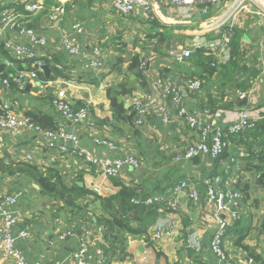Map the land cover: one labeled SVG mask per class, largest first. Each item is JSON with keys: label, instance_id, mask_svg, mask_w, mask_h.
Returning a JSON list of instances; mask_svg holds the SVG:
<instances>
[{"label": "crops", "instance_id": "0c3cea01", "mask_svg": "<svg viewBox=\"0 0 264 264\" xmlns=\"http://www.w3.org/2000/svg\"><path fill=\"white\" fill-rule=\"evenodd\" d=\"M24 1L5 0V4L18 8L16 4ZM29 1L42 2L45 5V9L26 15L24 20L27 24L32 23L37 33L46 36L48 40L47 46L41 50V55L46 62L50 61L48 65L50 77L57 76L56 80L67 81L69 84L67 93L73 106H88L95 121L97 133L90 131L87 124L70 127L77 129L79 146L99 156L115 157L126 150L132 151L140 159L141 166L126 169L120 177L105 179L100 169L92 167L86 170L83 161L72 150L61 153L57 148L51 149L45 146L36 148L40 140L45 142L46 139L43 136L37 139L33 131L5 134L9 149L4 156H0V197L24 190V196L18 204L20 222L14 228V232L17 235L19 230L27 229L31 234L17 241V245L26 257L31 261L40 260L45 264H73L71 255L80 246L79 238L86 234L88 228H94L95 225L92 224H99L101 220L98 219L109 217L112 212L110 204L106 203V198L118 190L115 184L122 182L127 186L137 188L143 195L151 196L170 192L179 181L188 180L195 176L196 171H200L203 175L220 178L235 173L243 181L242 185H249L248 195L243 192L249 214L244 221L236 222L239 225L234 223L229 226L224 245L230 256L239 253V250L243 248L240 245L246 246L247 250L243 249L257 256L259 264H264V225L261 223V212L264 210V183L260 182L259 173L249 170L247 163L249 161L256 163L258 159L249 153L247 143L239 142V136H230L229 162H225L223 158L215 162L205 156L195 160L176 162L175 155L196 140L199 131L189 127L185 119L179 115L178 105L170 97L165 98L153 77L162 76L180 85L181 105L190 113L203 116V121L212 122L215 128L226 127L242 110L260 109L263 111L264 17L244 9L239 11V22L235 31L238 30L242 34L241 39L237 44H232L237 39L235 32L234 41L232 40L230 44L229 58L226 62H220L214 67L217 71L210 80L201 78L203 81L201 91H191L181 82L184 75L201 76L199 69H192L191 65L193 54L197 50L194 42L197 27L203 24L199 23L203 13L193 17L186 16L177 8H168L169 6L166 5L168 2L164 1L166 4L163 5L158 0H145L149 2V10L141 6L127 15L116 12L111 0H54L49 1L48 4L46 0ZM231 2L232 0H223L217 5H212L209 12L211 15H217L223 12ZM60 3L66 5L67 11L64 20L58 26L50 19V8ZM198 10L199 7L193 8L192 13ZM76 24L84 26L82 33L75 31ZM209 35H215V32ZM66 36L77 39L81 46V55H71L62 50V41ZM11 37H13L12 33L0 28V43L3 46L5 40ZM169 44L170 48L177 46L192 48V56L187 58V61H175L169 56L168 51H164ZM94 45L102 48L105 68L98 71H85L82 69V61L87 60ZM238 48L240 52L237 51L233 56V49ZM136 57L139 61H147L146 71H142L143 75H136L129 69ZM12 59L14 55L10 50L6 47L0 49V63L6 64L4 72L15 75L21 69L31 68L29 60L11 64ZM221 65H227L231 71L229 76L232 80H227L226 85H222L225 79H222L220 75ZM2 73L0 72V76ZM132 74L136 75L135 85L131 87L134 90L131 93H117L118 101L124 103L125 108H128L126 103H129L131 107L135 98L143 102L149 99H155L157 103L166 101L171 116L169 123L163 122L158 112L145 116V123L141 126H138L135 121L133 123L113 122L111 100L107 95V90L109 88L119 90L124 82L128 85ZM234 81H247L248 88L232 91ZM44 83L45 80L42 84L27 80L22 90L15 84L10 87L9 96L13 98V105L17 111L25 114L30 112L49 115L54 118V123H58L60 116L52 104V96L55 86L59 84L46 87ZM226 86L228 89H225ZM223 94L225 98L221 99ZM211 98H220L217 106L231 100L236 103L229 109L211 110L205 105ZM207 107L211 115L206 116L203 109ZM216 112H221V116L214 117ZM94 136L114 141L118 149L95 143ZM65 144L72 147L69 140ZM256 148L257 146L253 149ZM26 153L31 155L32 161L28 162L23 159ZM147 154H152V158L150 159ZM28 163L35 166L38 173L36 169L23 165ZM51 168L58 170L67 185L78 178L85 180L81 182L83 183L81 186L86 184L91 188L93 183L101 184L104 190L96 193L102 198L86 195L84 197L92 199L93 206L87 202L85 203L89 206L87 211L72 213L63 207V203L59 202L57 196L54 197L52 194H45L41 191L38 174L46 175ZM51 181L58 182V179L51 177ZM197 188L199 198L196 201L189 199L188 190L179 192L177 213L169 209H158L157 218L149 226L148 233L143 234L146 241L142 242L135 235L121 232L125 240L123 242L124 253L121 257L116 249L105 248L108 245L104 234L87 235L86 240L89 241L90 251L95 252L98 246L102 248L105 246L104 253L108 256L106 264H202V257L208 258L210 264H217L218 258L209 252L210 238L217 226L213 219L215 206H210L206 201L204 185L198 183ZM98 205L101 206L103 217L90 214V212L99 210ZM168 217L178 219L173 235L153 240L150 232L157 223ZM68 230H72L74 234H68ZM192 231L197 232L202 243V254L187 248L184 244L186 236ZM58 232L67 235L63 240H59ZM102 238L104 241H101ZM144 249L147 251V259L142 261L141 253ZM91 260L96 263L94 257ZM0 264L16 263L10 259H3L0 252Z\"/></svg>", "mask_w": 264, "mask_h": 264}, {"label": "built area", "instance_id": "2783aa9c", "mask_svg": "<svg viewBox=\"0 0 264 264\" xmlns=\"http://www.w3.org/2000/svg\"><path fill=\"white\" fill-rule=\"evenodd\" d=\"M159 3L165 5L168 2L169 7L177 8L182 14L192 17L198 16L199 13H208L212 5H217L223 0H158ZM166 1V2H164ZM0 28L3 31H8L13 34V37L7 38L4 42V47L10 50L14 59L11 64L23 60L31 62V68L21 69L17 74L10 76H0V156H4L8 152V147L5 140L7 133H25L27 131L35 132L37 139L39 136L45 138V142H38L39 146L49 148H57L61 153L72 152L77 154L86 166V170L92 167L102 170L105 179L120 177L128 168H138L141 166L140 159L132 151H125L118 156H99L91 150L79 146V137L77 129L70 127L87 124L88 129L93 133H97L96 124L91 117L90 108L88 106H80L74 108L71 99L67 95L68 82L65 80H51L50 78L43 79L45 75V65H48L41 55V50L47 46L48 40L46 36L37 33L32 27H28L24 17L35 11L45 9L42 2H30L25 0L24 10L21 11L17 7H10L5 4V0H0ZM114 10L120 14L127 15L137 7L144 6L150 9L148 1L145 0H111ZM199 7V10L192 13L193 8ZM247 10L250 13H258L264 17V3L261 0H232L225 10L207 20L197 27V36L195 37V48H205L204 54L212 58L211 66L216 67L220 62H226L230 56V46L234 36L235 28L239 22V11ZM66 5L56 4L50 8V19L58 26L64 20L66 15ZM62 28V27H61ZM75 31L82 33L84 26L82 24L75 25ZM215 32V35L209 33ZM72 37V36H71ZM66 36L62 41V50H65L71 55L79 56L82 54L80 43L75 37ZM177 46L168 51L170 57L177 62H183L190 58L193 53L192 48H181ZM105 68V60L100 46L94 45L87 60L82 61V69L85 71H98ZM147 61L141 60L139 65L140 71H146ZM5 71V70H4ZM3 71V72H4ZM2 73V72H1ZM157 87L161 88L163 95L167 99L170 97L172 101L178 105L179 115L185 119L189 127L197 129L198 138L189 143L183 150L175 155L176 162L189 161L195 157H209L213 160L221 158L224 149L229 144L230 136H239L240 134L254 128L257 120L264 117V110H242L237 117L228 123L224 128H215L210 121H203V116H197L190 113L184 106L181 105V86L174 83L173 80L163 78L162 76H153ZM27 80L33 83L42 84L45 80L46 87H54L55 92L52 96V104L60 116V121L55 128H46L35 121L31 116L21 113L14 108L13 98L9 95L10 87L17 85L19 89L26 86ZM187 89L191 91H201L203 82L197 78H182V82ZM132 111L135 113V123L138 126L143 125L144 117L152 112H158L165 123L170 122V113L167 108L166 101L156 102L155 99H149L143 102L140 99H133L131 103ZM204 114L211 115L210 109L204 108ZM204 115V116H205ZM221 116V112L214 113V117ZM69 140L72 147H69L65 142ZM94 141L97 144H105L112 149H118L114 141L94 136ZM25 161H32L30 154L26 153L23 156ZM234 161V158L231 157ZM89 168H88V166ZM76 180H72L73 183ZM242 180L235 173L227 176L213 177L203 175L200 171H196L195 176L188 180L179 181L173 189L168 193H159L146 198L133 199L136 203H142L147 206H156L163 210L177 213L179 210L178 194L183 190H188V197L191 200H198L199 191L198 183L206 188V201L210 206H215L213 219L217 226L210 238L209 252L214 254L219 261L217 264H259L257 258L246 252L243 248L235 256H230L224 245L225 237L229 226L236 222L244 221L249 210L246 207L245 196L239 184ZM69 183V184H71ZM236 185V187H234ZM91 189L100 193L104 188L99 183H93ZM102 190V191H103ZM101 191V192H102ZM24 196V190L11 192L0 197V252L3 259H10L16 264H45L40 260H29L24 252L17 245L19 238L30 236L27 229L19 230L16 235L14 228L20 222V213L18 212V204ZM177 217H168L157 223L152 229L151 237L153 240H159L163 236H172L175 226L177 225ZM261 223L264 225V210L261 212ZM58 225L60 222L58 221ZM95 225L93 229L88 228L86 234L80 237V246L72 252L71 258L73 264H106L108 256L104 253V249L98 246L95 252L90 251L89 241L86 240L88 234L97 233L104 234V226L102 224ZM58 239L63 240L66 233L58 232ZM72 235V230L67 231ZM142 242L145 240L143 234L135 235ZM101 241H104L102 238ZM146 241V240H145ZM187 248L195 250L202 254L203 246L199 240L198 234L195 231L189 232L184 240ZM146 249L141 253V260L147 259ZM94 253V254H92ZM93 255V256H92ZM206 256V255H205ZM94 257L96 263H93L91 258ZM202 264H210L208 258L202 257Z\"/></svg>", "mask_w": 264, "mask_h": 264}, {"label": "trees", "instance_id": "16d2710c", "mask_svg": "<svg viewBox=\"0 0 264 264\" xmlns=\"http://www.w3.org/2000/svg\"><path fill=\"white\" fill-rule=\"evenodd\" d=\"M29 1V0H27ZM49 1L54 0H46V4H48ZM21 11L24 10V4H16ZM236 34V42H232V44H237L238 40L241 39V33L238 32V30L235 31ZM234 37V38H235ZM234 41V40H233ZM230 46V44H229ZM4 46L2 43H0V49H2ZM170 44L166 46L164 51H169ZM240 52V48L233 49V56H235L236 52ZM205 48H197L193 54V60H192V69H199L201 76H188L184 75L183 78H197V79H206L210 80L212 75L215 71H217V68H214L211 66L212 58L210 56H207L204 54ZM167 53V52H166ZM187 61V60H186ZM139 58H134L133 62L131 63L129 69L133 72H135L136 75H143L142 71L139 70L140 65ZM47 64L50 65V61H47ZM222 71L220 72L221 78L225 79V81L222 83V85H226L227 80H232L229 76L231 74L230 69L227 67V65H221ZM61 73L59 70H55ZM15 73V72H14ZM10 72H4L2 73V76H10ZM43 79L45 78L44 75H42ZM57 76H51V80H55ZM139 77V76H138ZM142 77V76H140ZM202 78V79H201ZM203 82V81H202ZM241 88H248V86H245L243 83H240L238 85ZM233 87V86H232ZM121 91H119L117 88H109L107 90V95L111 100V107L113 112V122L116 121H127L132 122L135 119V113L132 111V107L125 108L124 103H120L117 99L116 94L117 93H131L134 88H131L127 85V82L122 83L119 87ZM225 89H228L227 86ZM225 98V94L221 96V99ZM220 98L214 99L211 98L208 100V102L205 104L208 106L211 110H218L219 108L229 109L235 106V103L233 100L223 103L219 106H217ZM27 115L31 116L35 121L40 123L42 126L46 128H55L57 123H54V118L49 115H39L28 112ZM137 133H139L137 131ZM234 137V136H233ZM239 142L241 143H247L249 147V153L258 159L256 163L247 162L249 164V170H254L256 173H259L260 176V182L264 183V117L257 120L255 123L254 128L249 129L248 131H245L244 133L240 134ZM255 146H257L256 149H253ZM229 146H227L224 149V152L221 156V158L214 160L215 162H219L222 158L225 159V162H229L228 156L230 154V151L228 150ZM1 162V161H0ZM31 169H36L38 173V169L28 164H23ZM5 168V167H2ZM11 170L10 168H8ZM60 171V170H59ZM81 176V175H80ZM83 176V175H82ZM52 178H57L58 182H52ZM38 182L41 186V191L43 193L52 194L54 197L56 196V192L59 194H65V193H71V192H78L82 196L91 195L95 196L97 198H102L100 195H98L95 191H93L91 188H89L86 184L84 186L80 185V182H85L83 178H78V180L74 181L73 183L67 185L65 181L63 180L62 175L58 172V170L49 169V173L46 175L38 174ZM116 187H118V190L114 194H109L106 198V203H108L111 206L112 212L109 214V217L98 219L101 222L99 224H102L105 228L104 230V238L107 243L106 249L114 248L118 251L119 256L121 257L124 253L123 248V242L124 236H121V232L129 233L131 235H137V234H147L148 228L151 225V223L157 218L158 209L156 206H147L142 203H136L133 201V199L136 198H146V195L141 194L139 190L132 186H127L123 184L122 182L115 184ZM239 187L242 189V191L248 195L249 185L248 184H239ZM60 199V198H59ZM79 205V206H78ZM78 206V207H77ZM87 204H76L74 208H71L72 213H79L82 211H87L89 206L87 207ZM63 207L66 208V204L63 205ZM235 225H239L238 223H235ZM243 248H246V246L240 245ZM103 247V248H104ZM257 259L258 257L255 256Z\"/></svg>", "mask_w": 264, "mask_h": 264}, {"label": "rangeland", "instance_id": "374dc122", "mask_svg": "<svg viewBox=\"0 0 264 264\" xmlns=\"http://www.w3.org/2000/svg\"><path fill=\"white\" fill-rule=\"evenodd\" d=\"M261 1L264 3V0H261ZM240 83H243L245 86H247V81H243V82L234 81L233 82V87L231 88L232 91H234V90H244V88H241V87L238 86ZM67 95H68V93H67ZM68 97H69V95H68ZM72 105H73V103H72ZM78 107H80V106H78ZM78 107H74V108H78ZM113 128H115V127L113 126ZM106 139H108V138H106ZM147 155L149 156L150 159L152 158V154H147ZM27 170H29V169H27ZM36 175H37V173H36ZM161 176H162V174H161ZM103 193H106V192H103ZM56 196L58 198H60L59 199L60 203H63V205L66 204V208L69 211L71 210V208H74L76 204H84V203L89 202L90 205L93 206L92 199H88V198L80 195L78 192L65 193L64 195L63 194H59L58 192H56ZM97 207H99V210H97V211L95 210L93 212H90V214L96 215L98 217H103V215H102L103 211L101 209V206L98 205Z\"/></svg>", "mask_w": 264, "mask_h": 264}, {"label": "water", "instance_id": "95a60500", "mask_svg": "<svg viewBox=\"0 0 264 264\" xmlns=\"http://www.w3.org/2000/svg\"><path fill=\"white\" fill-rule=\"evenodd\" d=\"M213 17H215V15H211L210 12H208V13H203V14H201V16H200L199 23H204V22H206L207 20L212 19ZM27 26L30 27V28L33 27L32 23H28ZM5 67H6V64H5V63H0V72L4 71ZM44 68H45V76H46V78H50V74H49V72H50V67H49L48 65H45ZM135 78H136V75H135V74H132L131 79H130L129 82H128V85H129L130 87H133V86L135 85V81H134ZM126 106L129 108V107H130V104H129V103H126ZM193 159H194V160H195V159H199V157H195V158H193ZM82 184H83V183L80 182V185H82Z\"/></svg>", "mask_w": 264, "mask_h": 264}]
</instances>
